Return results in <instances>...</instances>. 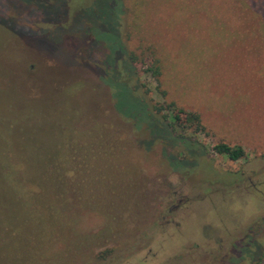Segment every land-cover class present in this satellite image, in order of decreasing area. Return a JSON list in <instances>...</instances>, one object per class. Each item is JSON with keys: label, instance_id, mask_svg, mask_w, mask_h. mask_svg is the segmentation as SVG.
I'll return each mask as SVG.
<instances>
[{"label": "rangeland", "instance_id": "obj_1", "mask_svg": "<svg viewBox=\"0 0 264 264\" xmlns=\"http://www.w3.org/2000/svg\"><path fill=\"white\" fill-rule=\"evenodd\" d=\"M154 60L157 79L147 72ZM0 74V105L30 125L67 135L69 113L57 108L73 103V128L84 133L97 121L124 142L122 164L133 168L123 198L134 190L140 211L118 214L100 239L105 216L83 210L74 227L91 237L80 264H253L262 256L264 0H0ZM115 102L136 125L118 117ZM170 103L198 114L204 133L167 130V111L156 115L161 122L146 118ZM218 143L245 155L231 161L212 151ZM25 172L41 179L38 168ZM3 191L0 184V214L4 205L15 212Z\"/></svg>", "mask_w": 264, "mask_h": 264}, {"label": "trees", "instance_id": "obj_2", "mask_svg": "<svg viewBox=\"0 0 264 264\" xmlns=\"http://www.w3.org/2000/svg\"><path fill=\"white\" fill-rule=\"evenodd\" d=\"M132 60L135 62L134 56ZM147 72H151L155 79L160 76L157 60L153 61ZM137 100L144 108L147 107L140 97ZM65 106L61 104L57 111L59 116L69 113L67 135L61 133L60 128L52 129L36 122L30 125L24 116H19L18 111L14 112L10 106L0 105V122L5 133V138L0 139V184L5 192L2 199L5 201L6 194L14 196L18 207L13 212L11 207L4 205L0 214V264L5 259L9 264H80L79 252L91 237L74 227L83 210L105 216L106 224L100 239L110 234L108 231H111L115 217L128 210L140 211V198L134 190L130 192L133 195L127 198L129 202L123 198L131 188L125 189L122 184L131 181L127 175L133 168L122 164L124 159L120 155L124 142L117 139L112 128H106L97 121L86 124L84 133L73 128L78 109L73 103L66 102ZM114 108L124 123L127 122L126 119L134 122L116 102ZM175 108L174 103H170L166 110L161 106H154L155 114L149 110L144 112L149 120L154 118L157 122H161V119L167 122L164 126L166 129L170 127L172 131H176L178 127L180 131H185L191 125L195 127L194 133H204L198 114L182 109L175 112ZM24 111L23 114L28 109ZM163 111L167 113L164 114ZM159 113H163L160 120L156 116ZM169 118L173 123L167 121ZM178 122L181 123L180 126ZM53 133L56 138L48 144L54 145L49 147L46 139ZM26 134L32 139V155H35L28 162ZM18 146L20 152L16 150ZM212 151L231 161H238L245 155L242 147L225 143L215 144ZM35 168L41 170V179H30V173L26 178L25 171ZM30 181V184H26ZM7 182L8 186L5 185ZM14 184H18V187L14 188ZM27 185L32 189L30 193L23 191V187L27 188ZM132 198L134 199L131 200ZM88 243L91 244L84 246V250L93 245L92 241ZM263 257L264 253L253 257L257 259L253 264H259Z\"/></svg>", "mask_w": 264, "mask_h": 264}]
</instances>
